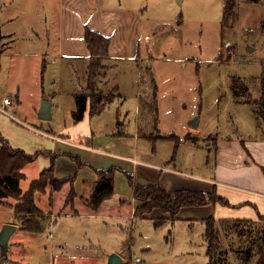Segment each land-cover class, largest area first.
Listing matches in <instances>:
<instances>
[{
    "label": "rangeland",
    "instance_id": "rangeland-1",
    "mask_svg": "<svg viewBox=\"0 0 264 264\" xmlns=\"http://www.w3.org/2000/svg\"><path fill=\"white\" fill-rule=\"evenodd\" d=\"M144 1L141 55L146 60L139 70L132 62L114 69L113 74L123 78L122 84L113 81L117 89L107 88L103 80L97 83L103 86L95 92H113L114 98L107 108L85 120L82 117L75 121L72 115L76 108L73 91H79L80 81H85L83 70L74 71L59 57H49L46 68L40 60L39 73L32 58L26 69L19 71L10 68V56L1 57L0 100L8 92V84H14L19 77L22 84H29L23 88L21 106L14 110L13 101L8 113L2 116L11 143L30 153L44 145L38 133L32 136L16 132L21 126L54 134L64 130L62 134L76 142L90 140L91 130L106 135L123 127L134 133L141 101L138 135L144 138L138 139V159L148 157L162 164L169 160L172 167L183 172L180 174L204 181L215 175L217 148L227 152L221 167L229 173L232 164L242 162V155L260 139L255 126L256 117L258 120L261 117L253 107L258 108V99L264 98V0H235L233 16L225 24L222 22L225 0ZM5 5L9 12L25 9L26 16L19 17L24 21L28 16L39 20L45 12L52 13L59 7L58 0H0V10ZM235 76L240 77L238 84H247L248 93L236 96L232 86ZM34 84L42 87L37 91ZM42 90L46 96H42ZM37 97L41 103L53 104L49 119L38 117L39 111H34ZM153 106L157 111V130ZM195 116L199 121L192 125L189 121ZM73 127L83 132H68L78 130ZM43 158L39 155L24 166L22 189L28 188L44 168ZM116 189L122 193L128 186L125 189L118 182ZM52 194H56L54 203L59 206L64 191L53 189ZM47 201L48 195L36 194L41 208ZM14 202L11 197L0 199V230L6 224L16 227L7 245H0V264H101L112 252L122 258L120 264L208 262L201 221L189 224L190 221L165 219L157 224V217L130 219L127 207L119 211L113 207L92 215L55 213L51 220L46 214L43 222L50 220V223H45L37 234H30L21 228L23 220L8 205ZM225 226L224 246L234 252L227 255V264H245L242 251L247 248L252 254L246 264H256L264 213L256 222H231ZM128 239L130 244H126Z\"/></svg>",
    "mask_w": 264,
    "mask_h": 264
},
{
    "label": "crops",
    "instance_id": "crops-1",
    "mask_svg": "<svg viewBox=\"0 0 264 264\" xmlns=\"http://www.w3.org/2000/svg\"><path fill=\"white\" fill-rule=\"evenodd\" d=\"M144 2V0H58L59 7L54 12H45V16H42L39 20L28 16L25 21L19 20V17L26 16L25 9H13L15 12L13 13V11H7L5 5L0 10V59L2 56H10V68H16L21 71L26 69L32 58V63L34 62L37 66L36 72L39 73L42 66L40 60H42V63L45 64L44 68H46L49 63L47 58L59 57L67 68L85 72V81H80L81 89L73 91V96L75 93L84 92L89 63V51L83 39V25L86 23L91 28L110 36L109 55L104 61L107 67L103 69L99 76L98 83L104 81L107 88L114 86L112 85L113 81H116V84H122L123 78L119 75H114L112 71L120 67L129 66L125 64L126 62L135 63L137 70H139V68H142L141 64L146 60L141 55V42L144 35L143 10L146 9ZM38 82H40L39 79ZM22 83L23 80L19 77L17 81H14V84H8V92L3 96V98L7 96L11 98V104L7 105V108L11 107L13 101L16 102V106H13L14 110L21 106L23 88L29 85ZM34 85L37 91L42 87V84ZM102 86L103 84H98V88H102ZM42 93V96H46L43 90ZM118 93L117 90V95ZM37 96H39L38 92ZM47 102L49 103L51 117L53 104L50 101ZM42 103L41 99L37 97L34 111L38 110L40 112L41 107L39 104L42 105ZM254 109L255 107H253V111ZM140 110L141 101L135 120L136 128L134 133H129L123 127L106 135H100L95 133V131L89 130L91 139L86 142H76L65 137L67 134H62L64 130H61L60 134H54L48 130V132L40 130L37 127H32V129L24 126L17 127L15 131L18 133L27 132L28 134L31 133L30 135L32 136L38 133V137L44 139V145L38 148L54 153L55 179L73 178L72 185L75 191V198L71 203L64 201L70 190L71 184L69 181L63 183L60 188H54L52 184H49V191L40 192L39 194L48 195V201L42 208L37 204L35 195V202L42 212L41 215L48 214V216H51V220L55 213L68 215L86 213L92 215L103 209L110 210L116 207L114 211H119L120 208L127 207L128 213L131 214L129 218L134 219L133 212L137 201L133 197V191L125 172L133 174L138 184H160L169 192H173L178 188H192L209 192L215 190L219 195L228 199L229 205L216 202L185 206L179 210L176 220L190 221L189 224L201 221L204 224L206 218L213 216L219 222L217 227L220 233L221 250L225 252V257L227 258V255H231L233 250L224 246L223 228L226 226L220 221L246 220L248 222H256L260 219V215L264 213V123L262 119L258 120L256 117L257 124L255 129L260 135V139L256 141L257 144L252 150L249 149L246 155H242V162L232 164L230 173L222 169L221 165L225 161L224 156L227 155V152L219 150L217 146L216 159L214 161L216 165L215 175L209 178L208 181H204L184 175L182 171H180L182 172L180 174L179 170L172 167V163L169 160L162 164L152 161L148 157V159H138V139L144 138L138 135ZM39 112L37 116L43 118L39 115ZM3 115L6 114L0 112V133L10 142L9 135L3 127ZM34 116L32 115V117ZM87 116H92L89 114V107L84 112L83 120ZM50 117L43 119H49ZM73 128L78 129L77 127ZM38 131H42L47 137L45 138ZM68 132L82 133L83 131L78 129L69 130ZM10 144L13 147L23 149L21 145H14L11 142ZM145 155H148V153H145ZM43 157V169H47L51 166L52 161L50 156L43 155ZM77 159L81 160L82 164H78ZM109 168H117L115 171L117 175L114 173L113 193L103 199L98 207L94 208L90 205V198L99 179L96 170H108ZM43 169L38 172V175ZM118 182L125 189L127 185V191L123 190L120 191L122 193H118L116 189ZM53 189L56 192L64 191L59 206H55L56 194H52ZM114 192L117 193L114 194ZM151 215L157 217L168 216L167 213H163L158 209H155ZM50 220H45V223L49 224ZM21 228L25 229L23 224ZM203 230H205V224ZM28 232L37 234V232L29 230ZM202 234L204 239V231ZM106 263V259L105 261L101 260V264Z\"/></svg>",
    "mask_w": 264,
    "mask_h": 264
},
{
    "label": "trees",
    "instance_id": "trees-1",
    "mask_svg": "<svg viewBox=\"0 0 264 264\" xmlns=\"http://www.w3.org/2000/svg\"><path fill=\"white\" fill-rule=\"evenodd\" d=\"M235 4V0H225L222 15V22L224 24L229 22L230 18L233 16ZM83 39L85 40L89 51V63L87 66L85 91L74 94L76 108L72 111V115L75 121H78L83 117L87 107H89V114L95 115L104 110L114 98L113 92L107 94L95 92L96 90H99L97 83L101 70L107 67L104 61L109 55L110 36L91 28L85 23L83 25ZM239 78V76L233 77L232 86L236 96L240 93L249 92V88L246 84H243L242 82L238 84L237 80H239ZM113 88L117 89V86H113ZM153 105H155L154 99ZM153 107V117L154 122L156 123L154 129L157 130V111L156 107ZM254 111L261 117L264 123V98L258 99V108H255ZM154 138H157V136H154ZM39 155L50 156L52 164L49 168L43 169L37 178H34L30 182L28 188L23 190L20 186V181L24 177L22 169L27 163L35 160ZM74 158L76 159L75 156ZM53 160L54 153L51 151L40 149L34 153L26 152L21 148L13 147L0 133V199L6 197L15 199L14 204L9 203L8 205L13 208L14 214L23 220V227L29 231L39 232L44 226L43 216L41 215L42 212L36 205L35 195L40 192H45L46 187L49 184H52L54 188H60L63 183L69 181L71 186L65 202L71 203L75 197V191L72 185L73 178H64L61 180L55 179ZM77 163L82 164L81 160L78 159ZM116 170L117 168L96 170L99 179L96 182L94 192L90 198V205L92 207H98L103 199L112 195L114 173ZM125 175L132 188L133 197L137 201V205L133 212V217L135 218L157 217L151 214L155 209H158L159 211L168 214L167 217H157L156 223L158 224L165 219H177L179 210L185 206L204 205L216 202L229 205L228 199L219 195L215 190L209 192L192 188H178L173 192H169L160 184H138L134 179V175L129 172H125ZM1 202L7 204V202L3 200H1ZM231 222L244 223L248 221H220V223L224 224ZM217 223L219 222L213 216L204 220V239L207 243L206 252L208 255L207 264H227L228 262L225 257V252L221 250L220 233ZM262 232V240L258 244L259 256L256 264H264V229ZM126 244H130V239L127 240ZM242 252V259L246 264L252 254V250L247 248Z\"/></svg>",
    "mask_w": 264,
    "mask_h": 264
},
{
    "label": "water",
    "instance_id": "water-1",
    "mask_svg": "<svg viewBox=\"0 0 264 264\" xmlns=\"http://www.w3.org/2000/svg\"><path fill=\"white\" fill-rule=\"evenodd\" d=\"M39 115L43 118L50 117V109H49V103L47 101H44L41 105ZM199 121V117L195 116L193 117L189 123L192 125H197ZM15 226L11 224H6L3 226V228L0 230V245L6 246L9 237L11 234L15 231ZM122 258L116 253L112 252L108 255L107 263L106 264H119L121 263Z\"/></svg>",
    "mask_w": 264,
    "mask_h": 264
},
{
    "label": "built area",
    "instance_id": "built-area-1",
    "mask_svg": "<svg viewBox=\"0 0 264 264\" xmlns=\"http://www.w3.org/2000/svg\"><path fill=\"white\" fill-rule=\"evenodd\" d=\"M228 45V44H227ZM11 104V98L10 97H4L1 101H0V112L7 114V105Z\"/></svg>",
    "mask_w": 264,
    "mask_h": 264
}]
</instances>
